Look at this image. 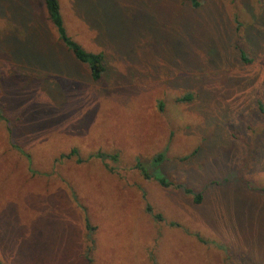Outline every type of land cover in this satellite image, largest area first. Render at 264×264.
Returning <instances> with one entry per match:
<instances>
[{"label": "rangeland", "instance_id": "1", "mask_svg": "<svg viewBox=\"0 0 264 264\" xmlns=\"http://www.w3.org/2000/svg\"><path fill=\"white\" fill-rule=\"evenodd\" d=\"M58 1L104 72L0 0V261L264 264V0Z\"/></svg>", "mask_w": 264, "mask_h": 264}, {"label": "trees", "instance_id": "2", "mask_svg": "<svg viewBox=\"0 0 264 264\" xmlns=\"http://www.w3.org/2000/svg\"><path fill=\"white\" fill-rule=\"evenodd\" d=\"M43 2H44V6H45L47 19L49 20V22L54 27L58 40L64 45V47H66L74 55L76 60L87 65V67L89 68V71H90L91 79L93 81H98L104 72L102 54L90 53V52H86V51L82 50V48H80V46L74 40H72V38L70 36H68L66 29L64 27V24H63L62 16L60 13V5H59L58 0H43ZM189 3L194 8H197L199 6V3L197 0H189ZM190 99H191V96L186 95V96L182 97L180 100L182 102H184V101H190ZM0 120H3L5 122L8 121L7 119H5L3 117L1 112H0ZM10 133H11V130H8V134H10ZM75 154H76L75 150H72L69 154L63 155L62 158H70ZM109 156L110 155H107L105 153L95 154L96 158H100L104 161L109 159ZM24 157L29 158L27 155H25ZM110 157H113V156H110ZM113 158H115V157H113ZM157 159H160V157ZM81 162H82V160L79 159L78 163H81ZM135 169L138 170L139 173H141V175L144 177V179H149V176L142 169L141 166L136 165ZM158 182L161 186H167L168 185L167 182H165L162 179H158ZM194 199H195V202H200L201 196L199 194L195 195ZM146 210H147V212H151V208L149 206H147ZM159 217H160L159 215H156L157 219H159ZM85 222H86V227L89 230L90 229L93 230L92 228L89 227V223L86 219H85ZM0 264H3V263L0 261Z\"/></svg>", "mask_w": 264, "mask_h": 264}]
</instances>
